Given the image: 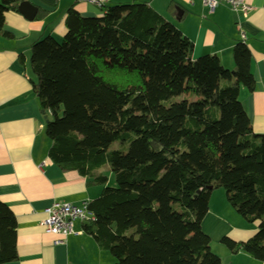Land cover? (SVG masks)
Returning a JSON list of instances; mask_svg holds the SVG:
<instances>
[{
    "label": "trees",
    "instance_id": "1",
    "mask_svg": "<svg viewBox=\"0 0 264 264\" xmlns=\"http://www.w3.org/2000/svg\"><path fill=\"white\" fill-rule=\"evenodd\" d=\"M21 3L1 1L5 38V15ZM103 13L83 18L72 7L62 42L38 41L30 57L34 94L51 116L50 161L102 187L105 168L115 176L117 188L88 204L85 233L116 264H223L202 230L222 189L258 225L247 242L222 245L264 264V136L239 99L255 89L249 49L234 48L233 72L216 56L193 60V43L151 7ZM115 143L123 150L111 151ZM16 260L17 222L0 203V264Z\"/></svg>",
    "mask_w": 264,
    "mask_h": 264
},
{
    "label": "crops",
    "instance_id": "2",
    "mask_svg": "<svg viewBox=\"0 0 264 264\" xmlns=\"http://www.w3.org/2000/svg\"><path fill=\"white\" fill-rule=\"evenodd\" d=\"M23 3L37 8L36 19L28 21L20 13L9 12L5 15L4 32L11 37L0 35V203L17 222V260L9 264H114L108 252L101 251L85 233L86 223L76 221L75 236L59 246L55 243L60 238L47 235L41 226L46 219L45 211L55 203L80 208L98 199L103 187L77 172L62 171L50 161L46 122L51 116L47 112L42 114L33 90L37 80L30 66L35 43L49 37L58 42L65 37L66 17L72 7L83 18H102L104 13L86 0H23ZM245 3L252 11L239 26L234 24L227 4L209 15L203 0H117L118 9H108L130 5L151 7L193 43V60L216 56L225 69L233 72V50L245 39L244 45L251 53L255 89L249 92L241 88L239 99L253 133L264 136V0ZM40 14L42 17L38 19ZM202 230L211 240V251L222 262L263 264L241 252L234 255L222 245L224 238L247 242L256 235L258 225L249 224L237 215L221 190L212 194Z\"/></svg>",
    "mask_w": 264,
    "mask_h": 264
},
{
    "label": "built area",
    "instance_id": "3",
    "mask_svg": "<svg viewBox=\"0 0 264 264\" xmlns=\"http://www.w3.org/2000/svg\"><path fill=\"white\" fill-rule=\"evenodd\" d=\"M86 2L102 12L108 11L109 7L117 4V0H86ZM222 4H227L231 8L233 22L237 26L246 20L252 11L245 0H203V5L209 15H214ZM244 42L245 39L242 44H245ZM45 215L46 219L41 226L47 235L60 238V241L55 243L56 246L64 244L69 238L75 236L74 223L76 221L88 224L95 220L94 215L88 210V205L77 208L70 204L55 203L45 211Z\"/></svg>",
    "mask_w": 264,
    "mask_h": 264
},
{
    "label": "rangeland",
    "instance_id": "4",
    "mask_svg": "<svg viewBox=\"0 0 264 264\" xmlns=\"http://www.w3.org/2000/svg\"><path fill=\"white\" fill-rule=\"evenodd\" d=\"M109 8H112V9H118L117 8V6H114V7H109ZM62 42V40L61 41H58V43H61ZM180 99H175L174 101H179ZM123 150V148L120 146V144L119 143H115V144H113L112 146H111V151H114V150ZM124 152L125 153H127L128 152V150L126 149V150H124ZM104 174L108 177V183H107V186H105V187H103L102 189L104 190L106 187L107 188H117V184H116V180H115V176L110 172V170H108V169H106V170H104ZM111 179V180H110ZM219 190H221L222 192H224L222 189H219ZM225 193V192H224ZM232 240V239H231ZM214 252H216L217 253V250L216 249H214ZM227 252V251H226ZM213 253V252H212ZM109 255H110V253H108ZM111 256V255H110ZM111 258H113L112 256H111ZM221 259V258H220ZM113 260V259H112ZM114 264H116V261H114L113 262ZM224 264H227V261L226 260H224V262H223Z\"/></svg>",
    "mask_w": 264,
    "mask_h": 264
},
{
    "label": "water",
    "instance_id": "5",
    "mask_svg": "<svg viewBox=\"0 0 264 264\" xmlns=\"http://www.w3.org/2000/svg\"><path fill=\"white\" fill-rule=\"evenodd\" d=\"M19 13L28 21H34L38 15V10L30 3H21L18 9ZM182 14H180L181 16ZM42 114L45 115V111H42ZM45 119H47L45 117Z\"/></svg>",
    "mask_w": 264,
    "mask_h": 264
}]
</instances>
